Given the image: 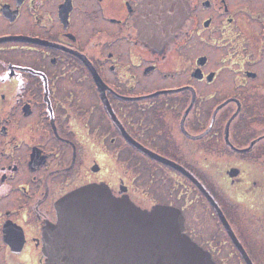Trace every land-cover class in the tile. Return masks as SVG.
Listing matches in <instances>:
<instances>
[{
    "label": "flooded vegetation",
    "instance_id": "1",
    "mask_svg": "<svg viewBox=\"0 0 264 264\" xmlns=\"http://www.w3.org/2000/svg\"><path fill=\"white\" fill-rule=\"evenodd\" d=\"M182 1L158 50L136 0H0V264H44L88 185L176 208L215 264H247L227 224L264 264V0Z\"/></svg>",
    "mask_w": 264,
    "mask_h": 264
},
{
    "label": "water",
    "instance_id": "2",
    "mask_svg": "<svg viewBox=\"0 0 264 264\" xmlns=\"http://www.w3.org/2000/svg\"><path fill=\"white\" fill-rule=\"evenodd\" d=\"M136 1L141 4L137 35L159 50L184 20L183 1ZM226 227L246 263L252 264ZM42 251L44 264H215L210 253L184 233L178 209H142L100 185L81 187L59 201L57 222L44 228Z\"/></svg>",
    "mask_w": 264,
    "mask_h": 264
},
{
    "label": "rangeland",
    "instance_id": "3",
    "mask_svg": "<svg viewBox=\"0 0 264 264\" xmlns=\"http://www.w3.org/2000/svg\"><path fill=\"white\" fill-rule=\"evenodd\" d=\"M220 260H221V262L223 261L224 264H238L237 259H234V258H232V257L222 258V259H220ZM220 260L215 259V261H216L218 264H220ZM262 260H264V259H262ZM263 263H264V262H263Z\"/></svg>",
    "mask_w": 264,
    "mask_h": 264
}]
</instances>
